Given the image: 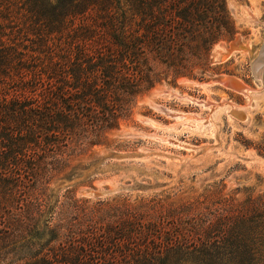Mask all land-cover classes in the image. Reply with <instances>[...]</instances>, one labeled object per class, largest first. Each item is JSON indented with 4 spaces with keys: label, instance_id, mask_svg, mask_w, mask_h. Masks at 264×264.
<instances>
[{
    "label": "trees",
    "instance_id": "obj_1",
    "mask_svg": "<svg viewBox=\"0 0 264 264\" xmlns=\"http://www.w3.org/2000/svg\"><path fill=\"white\" fill-rule=\"evenodd\" d=\"M235 32L225 0H0V264H264L263 196L76 195L137 99Z\"/></svg>",
    "mask_w": 264,
    "mask_h": 264
},
{
    "label": "rangeland",
    "instance_id": "obj_2",
    "mask_svg": "<svg viewBox=\"0 0 264 264\" xmlns=\"http://www.w3.org/2000/svg\"><path fill=\"white\" fill-rule=\"evenodd\" d=\"M225 3L236 32L213 46L208 70L141 95L108 134L118 146L95 149L77 197L150 198L184 209L264 197V85L251 69L264 42V0ZM227 75L252 90L225 86Z\"/></svg>",
    "mask_w": 264,
    "mask_h": 264
},
{
    "label": "bare ground",
    "instance_id": "obj_3",
    "mask_svg": "<svg viewBox=\"0 0 264 264\" xmlns=\"http://www.w3.org/2000/svg\"><path fill=\"white\" fill-rule=\"evenodd\" d=\"M234 47V44L232 45V47L230 46V48L232 49ZM263 55L260 56V58L256 59L255 64L253 66V71L254 74L257 78H259L262 82V84L264 85V45L262 47V50L260 51ZM220 54V53H218ZM222 84H224L225 86L238 91V92H242L244 94L250 92V90H252V88H250L247 85H244L241 81H239L238 79L232 77V76H223L220 80H219Z\"/></svg>",
    "mask_w": 264,
    "mask_h": 264
},
{
    "label": "water",
    "instance_id": "obj_4",
    "mask_svg": "<svg viewBox=\"0 0 264 264\" xmlns=\"http://www.w3.org/2000/svg\"><path fill=\"white\" fill-rule=\"evenodd\" d=\"M263 45H264V42L262 43V45H261V47H260V49H259L258 55L254 58V60H253L252 63H251V69H252L253 74H254L253 66H254V64H255L256 59H257L258 57L260 58V56L263 55V54L260 52V51L262 50ZM259 58H258V59H259ZM254 75H255V74H254ZM85 191L91 192V191H89V190H85ZM91 193H93V194H98L96 191H92Z\"/></svg>",
    "mask_w": 264,
    "mask_h": 264
}]
</instances>
